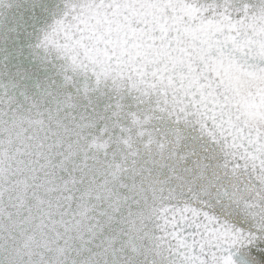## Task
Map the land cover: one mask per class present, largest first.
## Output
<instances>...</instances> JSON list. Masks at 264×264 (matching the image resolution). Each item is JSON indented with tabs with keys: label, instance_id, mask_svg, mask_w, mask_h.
<instances>
[{
	"label": "snow or ice",
	"instance_id": "6c2138e0",
	"mask_svg": "<svg viewBox=\"0 0 264 264\" xmlns=\"http://www.w3.org/2000/svg\"><path fill=\"white\" fill-rule=\"evenodd\" d=\"M0 264H264V0H0Z\"/></svg>",
	"mask_w": 264,
	"mask_h": 264
}]
</instances>
